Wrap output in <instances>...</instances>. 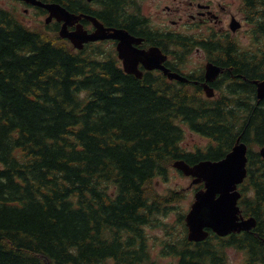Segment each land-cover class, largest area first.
Returning <instances> with one entry per match:
<instances>
[{
	"label": "trees",
	"instance_id": "trees-1",
	"mask_svg": "<svg viewBox=\"0 0 264 264\" xmlns=\"http://www.w3.org/2000/svg\"><path fill=\"white\" fill-rule=\"evenodd\" d=\"M44 1L77 14H110L116 25L132 4L99 0L105 8L97 13L84 0ZM247 3L256 23L250 46L214 48L230 81L223 94L229 99L216 101L203 98L200 85L138 80L125 74L112 49L76 51L58 25L32 29L0 6V264H155L150 227L143 226L170 203L157 196L155 179L179 160H219L239 137L264 147V98L257 95L264 0ZM183 125L214 146L187 153ZM245 186L254 194L249 200L244 193L242 206L256 217L257 235L244 242L262 244L258 155ZM214 241L223 240L196 247L185 240L173 254L180 264H209Z\"/></svg>",
	"mask_w": 264,
	"mask_h": 264
},
{
	"label": "flooded vegetation",
	"instance_id": "flooded-vegetation-1",
	"mask_svg": "<svg viewBox=\"0 0 264 264\" xmlns=\"http://www.w3.org/2000/svg\"><path fill=\"white\" fill-rule=\"evenodd\" d=\"M177 1L178 0H148V2L151 3L149 14L144 15L140 12L139 14L129 15V17L127 16L125 19H120L118 25L112 22L109 16L110 14H103V17L99 20L106 28L125 29L132 36L140 39L141 42L133 43V48L136 50L146 51L153 47L160 48L162 53L167 55L166 66L173 72L182 73L184 71L180 51L171 50L170 40H179L180 37L190 39L191 37L185 36L184 33L179 30H184L187 24H201L203 26L200 27V29L205 31L203 36L206 37L201 43H211V40L207 41V35L210 34L206 32L207 27L210 28L215 25L217 27L220 24L219 31L221 35L228 38L229 34L226 26L228 24L230 27L233 17L238 16L233 14L222 2L217 0H186L179 3ZM152 7L155 8L154 11H152ZM228 15H230L229 20L225 18ZM169 23L170 26L174 28L173 31L169 30L167 26ZM83 25L88 32L92 33L94 31V26L91 22L85 21ZM74 29L75 27L71 28V30ZM208 32H210V30H208ZM101 44L105 46L108 44L111 45L112 43ZM200 51L201 49H197V52ZM213 56L220 61L219 54L215 49L210 54V57L208 53L205 52L203 61H206L207 64L211 61L210 58H213ZM139 68L145 71V67L142 63H139ZM200 70H202V68ZM144 73H146V71ZM218 79L210 84L214 89L219 87ZM206 80L207 76L204 67V72L201 77H198V79L191 78L189 83L200 85L204 89ZM256 229L257 227L253 231ZM253 231L248 232L246 238L256 236L257 234L252 235ZM227 247L230 250L228 253L230 256L227 257V263L223 260L222 264H264V241L262 244L249 241L240 244L231 242L228 243ZM214 259L219 260L217 253H215V258L211 260L213 264H217L218 261L214 262Z\"/></svg>",
	"mask_w": 264,
	"mask_h": 264
},
{
	"label": "water",
	"instance_id": "water-1",
	"mask_svg": "<svg viewBox=\"0 0 264 264\" xmlns=\"http://www.w3.org/2000/svg\"><path fill=\"white\" fill-rule=\"evenodd\" d=\"M32 4L45 7L51 12L48 21L56 17L59 21H64L65 24L61 30L63 38H69L74 45L81 48L85 42L98 41L107 38H120L118 33L108 35L102 26L96 34L87 35L80 27L77 32L70 33L68 26L74 25L80 17L69 13L65 8L58 4H44L36 0H25ZM134 73L133 68L128 69ZM221 69L215 66H210L208 70L209 80L213 81L219 74ZM258 97L264 98V81L258 84ZM209 91V90H208ZM210 92V91H209ZM241 139L238 140V143ZM247 146L245 144H237L233 151L228 156L219 162L206 161L199 165L190 167L184 163H177L179 167L188 176H194L199 182H206V191L199 192L196 195V202L193 209L187 218L190 228V239L200 240L205 238L204 228L209 227L219 232L220 234L228 233L232 230L250 229L242 223H238L240 210L237 207L240 194L236 192L237 185L241 183L246 176L247 164ZM264 156V149L262 150ZM246 225V224H245Z\"/></svg>",
	"mask_w": 264,
	"mask_h": 264
},
{
	"label": "rangeland",
	"instance_id": "rangeland-1",
	"mask_svg": "<svg viewBox=\"0 0 264 264\" xmlns=\"http://www.w3.org/2000/svg\"><path fill=\"white\" fill-rule=\"evenodd\" d=\"M181 1H186V0H178L177 2H181ZM218 1V0H217ZM226 4L230 5V10L233 12H237L238 11V4L235 3V0H220ZM144 4L146 2L143 1ZM2 5L4 7V9L6 10H16L17 13L19 14H23L24 10L26 8H28L27 6L23 5V4H17L15 3L13 0H3ZM30 11L26 14L27 18H26V22L29 25H33L35 24L37 21L40 20H45L46 17L38 15V11L35 9H31L29 8ZM248 28L249 26H247L243 32L239 35V36H247L248 33ZM252 28V26H251ZM250 28V29H251ZM244 41H249V38L245 37ZM200 60L201 57L199 56V54L195 53L192 55L190 62L188 65L191 64V66H196L200 64ZM186 129V136H185V140L183 142V146L188 149V150H194L196 149L197 146H205L207 144H209V140L206 138H203L201 135H199L198 133H193L188 127H185ZM158 183H159V190L161 193H166L167 189H176L179 188L181 190H185V197L184 199L180 202L175 204L170 210H169V217L166 218L167 221H170L169 223L170 226L174 225V219L177 221L178 218V214L182 213L185 209L190 208L191 203L194 200V194H195V190H196V186H192V179L188 178L184 175H182L181 173L177 172V170H173L170 175L168 176V178H158ZM186 210V211H188ZM176 223V222H175ZM150 234L152 236H163L164 232L161 229L158 230H150L149 231ZM168 262H170V258H167L165 260H163V264H167Z\"/></svg>",
	"mask_w": 264,
	"mask_h": 264
}]
</instances>
